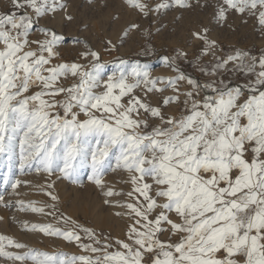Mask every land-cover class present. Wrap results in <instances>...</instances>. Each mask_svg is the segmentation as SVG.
<instances>
[{
    "label": "snow or ice",
    "instance_id": "obj_1",
    "mask_svg": "<svg viewBox=\"0 0 264 264\" xmlns=\"http://www.w3.org/2000/svg\"><path fill=\"white\" fill-rule=\"evenodd\" d=\"M9 3L10 11L0 12V160L9 173L18 157L22 175L35 171L73 183L89 168L88 180L101 189L104 203L122 210L114 214L129 223L124 239L113 238L60 212L56 203H13L0 195L6 209L53 218L47 224L23 223L22 230L61 240L80 253L41 251L0 235V259L8 264H264V53H224L205 27L192 33L202 41L194 67L203 81L180 67L188 61L183 50L163 57L174 73L167 79L153 77L146 63L130 64L118 56L116 71L105 78L111 61H104L101 51L85 44L77 60L64 61V35L41 24L67 12L64 0ZM126 3L144 18L190 7L186 0ZM230 11L254 17L264 33V0H217L214 19L225 24ZM33 29L41 38L31 39ZM131 30L144 40L138 55H153L152 33L140 24L132 23L121 42ZM119 46L107 39L103 51L111 55ZM204 57H210L208 63ZM239 77L243 82H234ZM170 107L178 112L169 114ZM116 170L129 177L126 193L104 186L105 175ZM4 183L14 195L22 184L29 186L11 174ZM55 183L42 189L53 202L58 197L48 190Z\"/></svg>",
    "mask_w": 264,
    "mask_h": 264
},
{
    "label": "rangeland",
    "instance_id": "obj_2",
    "mask_svg": "<svg viewBox=\"0 0 264 264\" xmlns=\"http://www.w3.org/2000/svg\"><path fill=\"white\" fill-rule=\"evenodd\" d=\"M64 2L67 5L66 13L58 12L54 17L50 16L42 20L41 24L53 28L64 35L65 41L60 48V54L64 61L77 60L78 54L85 50V44L94 50L101 51L103 60L111 61V63L106 64L105 78L116 71L115 60L118 56L128 60L130 64L137 61L146 63L153 77L167 79L172 77L174 73L165 65L163 57L174 55L176 50H183L188 53V61H191L192 64L188 65L185 64L186 61H180L182 70L188 75L189 73L195 74L202 81L206 79L194 67L202 48V41H197L192 36V31H194L192 26H194L197 16L202 19L200 20V23H202L200 28H205L207 25L206 28L210 29L208 33L209 39L215 40L224 53L234 50H247L255 55L264 53V33L260 30L255 32L257 29H251L250 19L252 18L249 19L246 16L247 14L241 16L234 11H230L227 23L221 25L216 22L214 14L217 0H199V3L197 0H186L190 7L183 9L173 7L160 15L151 13L147 18H144L138 10L130 7L126 0H64ZM148 2L154 5L157 0H148ZM10 9L9 0H0V12H8ZM65 15H71L73 20H66L64 18ZM193 18L195 19L193 20ZM241 19L243 21L248 19L249 24L248 22H242ZM204 21L206 23L211 22V24H206ZM132 23L140 24L142 28L148 29L152 33L153 55H138L141 50L140 46L144 43L140 31H129L128 36L121 42L124 31ZM212 32L214 33L213 35ZM39 38L41 37L36 34V29H33L31 39ZM107 39H111L113 43L120 45L118 52L109 55L103 51L104 43ZM209 60L210 57H204L202 62L208 63ZM234 82H243V78H234ZM33 91H36V89H33ZM166 95H171V92L166 93ZM152 99L153 103H155L158 97L154 96ZM167 111L169 114H174L178 112V109L170 107ZM10 174L21 181L27 182L29 185L25 186L22 184L19 187L22 190H16L19 195L12 194V189L5 187L4 179ZM90 174L89 168L81 169L79 182L73 183L64 179H57L56 175L48 177L44 173L37 174L35 171L22 175L19 171L18 157L13 160L11 173H9L8 166L3 160H0V195H4L6 201L13 203L20 199L22 201L25 200V202H36L37 206L56 203L60 212L71 216L80 223L93 227L98 232L110 234L113 238L124 239L129 221L114 214L115 211L122 210L114 209L104 203L105 197L102 195L101 189L88 180ZM128 179V175L120 170L109 171L104 177V186L106 189L110 187L114 191L126 193L131 190V185L127 183ZM53 180L56 183L53 189L48 191L58 197L57 202H53L42 191L46 183ZM111 199L125 200L126 197L114 196ZM48 211L50 209L45 208V212ZM0 218H2L0 219V235L13 238L41 251L53 252L60 250L69 254H80L74 246L67 245L61 240L45 237L40 233L27 232L21 228L23 223H28L29 225L32 223H52L54 222L52 217L30 211L20 212L16 208L6 209L0 206ZM0 264H8V262L0 259Z\"/></svg>",
    "mask_w": 264,
    "mask_h": 264
},
{
    "label": "bare ground",
    "instance_id": "obj_3",
    "mask_svg": "<svg viewBox=\"0 0 264 264\" xmlns=\"http://www.w3.org/2000/svg\"><path fill=\"white\" fill-rule=\"evenodd\" d=\"M182 11H184V10H182ZM180 12H181V11H180ZM183 13H184V12H183ZM183 13H182V14H183ZM198 13H199V10H198ZM201 13H202V12H201ZM201 13H200V15H201ZM210 13H211V12H210ZM193 14H194V13H193ZM193 14H192V16H193ZM195 14H197V13H195ZM202 14L204 15V13H202ZM207 14H208V12H207ZM245 15H246V14H245ZM192 16H191V17H192ZM246 16H247V15H246ZM193 17H195V16H193ZM200 18H201L200 16H197V17H196V20H195V22H194V26H192V27H193V30H194V31H192V33L195 32V31H200V30L203 28V27L200 28V24H202V23H200V20H202V19H200ZM207 18H208V17H207ZM244 18H245V17H244ZM190 19H191V18H190ZM194 19H195V18H193V20H194ZM210 19H211V18H210ZM242 19H243V18H242ZM242 19H241V20H242ZM249 19H250V18H249ZM191 20H192V19H191ZM203 20H204V19H203ZM211 20H212V19H211ZM247 20H248V19H247ZM250 20H251V24H250V25H251V29H252V30H256V29H257V30L255 31V32H257V31H258V26H257V23H256L255 18L253 17V18L250 19ZM208 21H209V20H208ZM185 22H186V21H185ZM185 22H184V23H185ZM204 22H205V21H204ZM242 22H243V20H242ZM242 22H241V23H242ZM187 23H188V21H187ZM205 23H206V22H205ZM185 24H186V23H185ZM206 24H211V22H210V23L208 22V23H206ZM206 24H205V25H206ZM213 24H214V22H213ZM215 24H216V23H215ZM248 24H249V21H248ZM188 25H189V24H188ZM244 25H245V24H244ZM183 26H184V25H183ZM185 26H186V25H185ZM208 26H210V25H208ZM187 27H188V26H187ZM204 27H205V26H204ZM206 27H207V25H206ZM189 28H191V27H189ZM238 28H239V27H238ZM178 29H179V28H178ZM181 29H182V28H181ZM244 29H245V28H244ZM187 30H188V28H187ZM249 30H250V29H249ZM250 32H251V31H250ZM213 34H214V33L212 32V35H213ZM17 190H22V189H21V188H20V189L18 188ZM28 190H29V189H28ZM29 192H30V190H29ZM24 198H25V197H24ZM17 199H18V198H17ZM20 200H21V199H20ZM24 201H25V200H24ZM27 202H28V201H27ZM73 206H74V205H73Z\"/></svg>",
    "mask_w": 264,
    "mask_h": 264
},
{
    "label": "trees",
    "instance_id": "obj_4",
    "mask_svg": "<svg viewBox=\"0 0 264 264\" xmlns=\"http://www.w3.org/2000/svg\"><path fill=\"white\" fill-rule=\"evenodd\" d=\"M185 64L190 65V64H192V62H191V61H186ZM189 75L198 78V77H197L195 74H193V73H189Z\"/></svg>",
    "mask_w": 264,
    "mask_h": 264
}]
</instances>
